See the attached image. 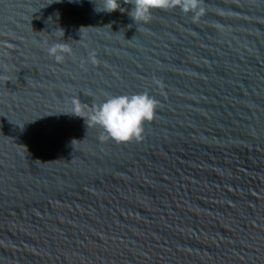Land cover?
I'll use <instances>...</instances> for the list:
<instances>
[{"label": "water", "instance_id": "1", "mask_svg": "<svg viewBox=\"0 0 264 264\" xmlns=\"http://www.w3.org/2000/svg\"><path fill=\"white\" fill-rule=\"evenodd\" d=\"M120 3L0 0V264H264V0ZM140 93L141 139H101Z\"/></svg>", "mask_w": 264, "mask_h": 264}, {"label": "clouds", "instance_id": "2", "mask_svg": "<svg viewBox=\"0 0 264 264\" xmlns=\"http://www.w3.org/2000/svg\"><path fill=\"white\" fill-rule=\"evenodd\" d=\"M73 2L79 3L80 0H69V3ZM176 2L177 0H133L129 15L133 20H147L151 8L168 9ZM120 5V0H104L103 8L95 7L94 11L97 13L120 11ZM66 51V48L56 44L47 48L48 55L57 62L63 60L62 53ZM156 107V101L147 93L108 95L103 102L96 106L91 119L101 127V139H104L106 135L114 142L127 143L141 139L144 124L154 119ZM79 110V106L74 105L69 114L75 115Z\"/></svg>", "mask_w": 264, "mask_h": 264}]
</instances>
